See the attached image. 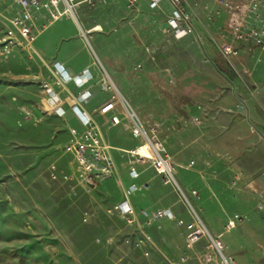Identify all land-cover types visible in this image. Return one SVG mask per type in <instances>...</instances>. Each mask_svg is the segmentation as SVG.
Wrapping results in <instances>:
<instances>
[{"label": "rangeland", "instance_id": "rangeland-1", "mask_svg": "<svg viewBox=\"0 0 264 264\" xmlns=\"http://www.w3.org/2000/svg\"><path fill=\"white\" fill-rule=\"evenodd\" d=\"M187 5L192 8L194 33L183 37L168 31L161 12L145 4L130 10L126 0H93L80 5L75 16L82 22V13L87 29L93 27L83 38L94 51L88 48L98 70L95 100L105 95L91 107L102 108L108 101L105 93L112 94L102 87H114L141 122L160 126L169 155L193 160L198 157V133L212 122L216 103L238 89L214 67L230 61L220 57L212 4L208 0L203 5L204 26L196 18L200 3L187 0ZM162 8L169 12L168 4ZM61 25H68L65 18L48 27V33ZM47 68L32 53L17 51L0 59V264H199L201 247H187L175 224L160 220L146 227L138 220L139 226L127 225L112 212L115 187L82 185L72 158L63 151L70 140L68 129L76 125L70 116L54 118L42 103ZM252 87L248 92L256 91L257 86ZM235 103V109L244 108V101ZM203 109L206 117L201 116ZM94 114L110 141L130 137L123 123L107 130L98 111ZM179 119L183 126L176 125ZM119 166H124L120 159ZM181 178L175 174L183 187ZM158 184L154 181L148 195L138 200L153 208L168 205L170 195ZM181 186L203 222L197 197L190 195L196 189ZM170 190L187 224L197 221L178 191Z\"/></svg>", "mask_w": 264, "mask_h": 264}, {"label": "crops", "instance_id": "crops-1", "mask_svg": "<svg viewBox=\"0 0 264 264\" xmlns=\"http://www.w3.org/2000/svg\"><path fill=\"white\" fill-rule=\"evenodd\" d=\"M197 1L200 6L197 8L198 16L196 18L204 26L206 20L203 17L206 10L203 5L208 0ZM185 3L187 5V0H185ZM209 3L212 4L211 16L217 21L214 31L218 32L216 34L219 35L221 42L226 19L225 16L216 18L213 13L217 9L216 4L214 0H209ZM141 4H145L148 8L147 0H139L138 6ZM161 6L166 7L167 2L163 0ZM187 8L193 14L192 8L188 5ZM164 12L168 13V11ZM63 18L66 19L68 25H61L48 33V27L56 25ZM63 18L48 26L44 32L37 36L34 49L36 55L48 64V76L50 65L54 62L63 64L73 75L79 74L85 69L90 71L93 80L86 88L91 93V97L84 104L83 109L95 119L94 113L101 109V107H91L97 94L95 81L98 70L95 61L90 57L88 48L93 54L94 51L91 49L88 40L83 38L84 32L90 33L93 27L87 29L82 13V22L77 21L76 16L74 19L71 17ZM194 21L192 18L193 25ZM42 23L44 21L40 18L37 24L41 25ZM80 54L85 58L82 57L81 63L77 64L75 60L79 58ZM220 57L222 58L221 54ZM252 58H248L241 51L237 58L230 60L228 63H214L217 72L225 75L230 82L236 84L238 90L235 93L223 94L220 101L216 103L217 108L211 120L212 122H209L206 125L207 127L198 133L197 158L190 160L181 156L182 158L179 159L170 155L175 167V174L182 177L183 187L180 186L184 190H188L193 186L189 185L190 183H196L192 187L196 189L198 195L195 205L202 217L204 226L212 237L220 239L224 245L223 252L225 256L230 257L234 264H264V52L256 51ZM105 59L109 67L112 68L109 57L105 55ZM101 66L107 72L106 67ZM244 71H248L250 75L246 76L243 73ZM249 86H257L254 88L256 91L248 92ZM67 89L72 94L78 92L73 84H69ZM59 94L63 102L62 107L66 111L65 116H70V119L76 125L74 127L80 131V125L69 111V106L73 104V100L62 91H59ZM105 94L108 95V99L111 97L110 94ZM100 95V100H95L98 103L105 97L102 93ZM239 101L245 102L244 108L235 109L237 104L235 102ZM42 103L49 111L45 97H43ZM98 115H100L102 125L109 130L117 127L111 126L110 119L113 116H120V108L115 105L106 112H98ZM196 115H199V113ZM61 120H65V118ZM172 125V123L169 124V130ZM176 125L183 126L182 119L177 120ZM101 133L106 143L113 148L111 154L118 165L119 159L125 166L134 161V157L128 152L138 146L139 140L136 137L130 134V137L126 139L110 141L105 137L102 130ZM114 141L120 146L126 145L127 147H119L114 144ZM134 167L140 173L137 180L130 179L128 170L124 166L119 168V176L125 187L133 183L137 185L147 183L149 186L147 191L135 193L130 198L135 210L138 208L147 211L169 209L176 219L188 223L189 221L184 219L183 214L178 210L180 206H177L174 197L171 196L173 192L170 189L173 188L163 185L148 164L136 163ZM154 181H158L160 189L167 193V197L170 195L168 205L153 208L154 206L145 205L144 201L138 200V198L148 195ZM102 185L116 188L118 195L112 205L121 200L122 195L115 185L114 179L107 180ZM235 216L244 218L243 222L236 224L235 228L229 232H224L226 223ZM162 221L177 226L175 221ZM177 227L182 230L185 239V229L180 226ZM195 245L201 247L199 254L209 251L205 240H200Z\"/></svg>", "mask_w": 264, "mask_h": 264}, {"label": "built area", "instance_id": "built-area-1", "mask_svg": "<svg viewBox=\"0 0 264 264\" xmlns=\"http://www.w3.org/2000/svg\"><path fill=\"white\" fill-rule=\"evenodd\" d=\"M92 1L0 0V59H7L15 51L36 54L34 43L39 34L63 17L74 19L78 7L84 3L90 4ZM126 1L128 9L138 11L139 0ZM162 1L147 0L148 8L162 13L165 25L172 35L177 37L192 35L194 26L185 0H164L170 7L168 13L164 12ZM214 3L217 7L214 16L216 18L225 16L226 19L219 48L224 60L237 58L241 51L248 57L255 51L264 52L263 0H214ZM40 18L44 23L38 25L37 21ZM49 72L48 81L42 86L49 112L57 118H65L66 111L59 96V91H62L73 100L69 111L81 127L80 131L75 127L68 129L70 140L63 146V151L72 158L74 170L82 185L85 188H94L107 180L114 179L122 198L112 206V212L127 225L139 226L138 220H142L143 226L146 227L160 220L175 221L177 226L183 227L186 231L187 247L194 246L200 240L207 242L209 251L199 256V264H234L230 257L225 256L224 245L220 239L212 237L194 213L188 197L177 183L175 167L171 156L166 152L160 126L141 122L118 90L114 87H102V90L112 94L98 112H106L118 105L120 116L111 117V126H119L123 123L125 128L139 140L138 146L128 152L134 157V161L126 166L124 164L130 179L137 180L140 176L134 167L136 163L148 164L163 185L171 186L178 191L181 201L195 214L197 221L194 223L187 224L183 220L176 219L169 209L135 210L130 198L135 193L147 191L149 186L147 183L140 185L133 183L128 187L123 185L119 176L120 166L111 154L113 148L104 140L93 116L84 111L83 106L91 97L86 87L93 80V75L87 69L73 75L59 62L52 63ZM69 84H73L78 90L76 94L69 92L67 89ZM201 116H207L204 109ZM194 121L198 119L195 118ZM140 149H144L146 154H140ZM190 195L198 197L196 191H191ZM243 220L244 218L235 216L226 223L224 232L234 229L236 224Z\"/></svg>", "mask_w": 264, "mask_h": 264}, {"label": "bare ground", "instance_id": "bare-ground-1", "mask_svg": "<svg viewBox=\"0 0 264 264\" xmlns=\"http://www.w3.org/2000/svg\"><path fill=\"white\" fill-rule=\"evenodd\" d=\"M139 152H140V154H146L144 149H140Z\"/></svg>", "mask_w": 264, "mask_h": 264}]
</instances>
